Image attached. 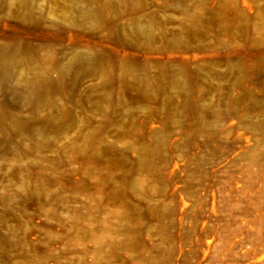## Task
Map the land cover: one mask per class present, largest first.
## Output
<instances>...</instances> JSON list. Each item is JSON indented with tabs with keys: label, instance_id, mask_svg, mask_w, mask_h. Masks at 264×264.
I'll list each match as a JSON object with an SVG mask.
<instances>
[{
	"label": "rangeland",
	"instance_id": "obj_1",
	"mask_svg": "<svg viewBox=\"0 0 264 264\" xmlns=\"http://www.w3.org/2000/svg\"><path fill=\"white\" fill-rule=\"evenodd\" d=\"M0 264H264V0H0Z\"/></svg>",
	"mask_w": 264,
	"mask_h": 264
}]
</instances>
